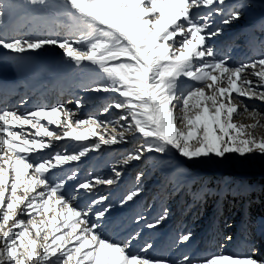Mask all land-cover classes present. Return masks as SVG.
<instances>
[{"label": "snow or ice", "instance_id": "1", "mask_svg": "<svg viewBox=\"0 0 264 264\" xmlns=\"http://www.w3.org/2000/svg\"><path fill=\"white\" fill-rule=\"evenodd\" d=\"M225 6L226 0L0 3V22L5 15L28 9L23 17L27 31L0 36V48L21 55L56 46L86 79V90L112 94L101 111L111 116L105 120L80 119L66 104L24 113L0 111V264H264L254 252L172 260L146 255L152 245L145 244L133 253L129 249L138 233L121 243L102 232L103 218L113 205L96 206L106 202V196L92 198L85 207L73 202L81 191L90 195L96 185L116 183L120 171L113 167L112 178L78 182L76 195L64 191L75 172L58 181L49 178L51 170L79 161L102 145L137 137L140 144L120 158V165L173 150L188 160L264 154V135L255 131L264 128V113L246 103L264 102V56L230 65L206 43L221 32L213 17H222L220 23L228 25L241 17L248 0H237L226 11ZM68 103L81 106L79 99ZM238 116L252 122H237ZM45 120L60 131L51 130ZM25 127L36 131L28 133ZM44 137L70 139L80 147L44 157L40 153L52 147ZM89 137L98 139L83 143ZM139 191L129 190L119 203L132 201ZM167 215L165 209L146 227H156ZM190 237L182 234L177 243Z\"/></svg>", "mask_w": 264, "mask_h": 264}, {"label": "rangeland", "instance_id": "2", "mask_svg": "<svg viewBox=\"0 0 264 264\" xmlns=\"http://www.w3.org/2000/svg\"><path fill=\"white\" fill-rule=\"evenodd\" d=\"M6 2L17 3L18 0H0V3ZM236 2L237 0H226L225 11L227 10V5H231ZM14 17H16V26L14 27L13 25L12 27H8ZM221 18L222 17L220 16L213 17L214 27H219L221 29L220 34L212 37L206 42L208 47L214 49L217 58H226L230 65H239L264 56V0H248V6L242 10L241 17L228 25L221 24ZM1 26L4 29L2 28L0 30V36L1 33L8 36L11 29L14 30L15 35L23 34L24 31H27L26 21L24 18L20 17L19 12L13 15ZM256 39L259 41L255 42ZM36 52L37 54L42 53L51 56L52 58L55 57V60L42 72H40L38 79L41 78V74L48 75L50 74L48 72L51 70L56 68H66L69 66L63 57L62 50L56 46H45L43 49L37 50ZM67 72L68 71L65 70L64 72L53 76L51 80H54L59 76H65ZM77 75V72L72 71L66 80V82L72 84L74 90H71V93L74 92V95L72 97L68 95L60 103L44 108L55 107L58 104H66L68 108L77 113V117L80 119H86L89 116H99L101 120L111 118L108 114L101 115V111L106 103L110 102L112 94L95 93L86 90L83 87V83L87 82L86 79L83 78L81 81H75L74 78H76ZM76 99L81 101L79 109L75 107V104L68 103V101H74ZM246 103L250 108L254 107L264 113V102L250 100L246 101ZM33 108L34 106H31L29 109ZM11 110L18 111L15 108H11ZM25 111H28V109H25L24 112ZM21 113H23V111ZM114 113L115 110H113V114ZM236 120L237 122L244 123L252 122L251 120L246 119L245 116H238L236 117ZM42 123L53 131H60L56 125H48L46 120L42 121ZM25 131L34 134L36 129L25 127ZM109 131H111V129H109ZM255 131L258 135H264V128H257ZM37 139H39V137H37ZM96 139H98V137H89V140L84 141L83 143L88 144L90 142H94ZM44 140L52 143L51 148L44 149L40 153V155L44 157H49L56 152L67 151L71 153L78 150L80 147L78 142L70 139L55 141L50 137H44ZM139 144L140 138L137 137L129 138L128 142L117 145H102L100 149L88 152L79 161L70 162L60 168L51 170V174L49 175L50 180L58 181L59 179H63L67 175H70L72 172H75V179L66 181L67 186L64 191L66 193L76 195V193L73 192V189L78 182L92 179L95 176L112 178L114 177V172L112 170L113 167L120 171L121 176L116 183L112 185H96L90 195H85L83 191H81L78 198L73 201L79 207H85L86 204L90 203L92 198L106 196L108 198L107 201L97 205L96 208L106 207L108 204L113 205L109 212L106 213L105 218H103L102 223L104 227L102 232L108 239L115 240L117 242L123 243L135 232L134 228H130L133 226H131V223H128L126 212L134 211L138 207H144V213L146 212L145 209L151 211L156 208L157 204L158 206L162 205V210L167 209V218L170 216L172 217L171 223H174L175 225L179 224L180 219H183V216L187 217V215L183 213L185 211H182V206H184L186 200L183 203L181 202L180 193L182 190L186 189V182L193 184L194 181H198L199 179L197 177L202 171L208 177H211L214 173L222 175L221 177L214 179V185L216 184L215 180L226 184V182L234 179L238 183H242L241 179L236 178L238 174L246 176L251 173L252 175L260 177L264 176V154L258 153L246 154L243 157L235 153H229L223 158L211 156L188 160L180 157L179 154L175 153L173 150V152L169 153L167 156L162 157L160 154L150 153L146 154L138 161H132L128 165H120L118 163L120 158L124 154L134 150ZM180 158L184 160V164L179 161ZM177 162L180 165H175ZM225 173L231 175L232 177L225 176ZM138 176L140 177L139 181L137 180ZM206 181L207 178H202V182L199 186L196 185L194 187L191 185L193 186V189H191V191L189 190L186 197H190V194L194 195V197L199 200L197 201L199 203L208 192L203 188ZM222 186L225 187V185ZM137 187L140 188L138 195L134 197L132 201L121 205L119 203L120 198L129 190H133ZM123 189L125 191L124 193H121ZM229 189L230 188H228L227 192ZM166 199L167 202H165ZM197 202H194V205H196ZM202 213L204 214L200 217V221L190 228H188L190 225V218H186L184 227L185 224H187L185 228H188L189 233H191L192 241L196 240L198 246L203 245V247H205L208 243L209 232L205 233L201 229L202 227H208L211 221L215 218L214 216L210 218L211 214L209 210H203ZM182 214L183 216L181 217ZM92 218L95 219L94 216ZM256 219L257 225L247 236L250 238L252 237V242H250V244L234 240L228 245H224L222 248H219V244L212 246L208 245L213 249V252H206L201 257L220 252L234 255H248L254 252L257 260L264 261V247L258 248V245L262 244L260 243L261 240L259 239V235H264V210L256 216ZM231 223L234 222H232L229 218L226 224L231 225ZM160 224H163V222H160ZM247 230L249 231V228H247ZM224 231H226L225 236L230 235L231 229H228L226 226ZM138 234V237L132 242L131 248L129 249L131 252L136 253L139 251L141 246L151 244L152 248L146 253V255L150 257H167L173 260L172 256L168 254H159L157 253L158 250H153L155 247L154 245H156V241L154 239L149 238V241L146 242L148 237L143 234V231H140ZM232 250H234V252H231ZM181 253L182 256H191L192 250L189 247H185L180 250V255Z\"/></svg>", "mask_w": 264, "mask_h": 264}, {"label": "trees", "instance_id": "3", "mask_svg": "<svg viewBox=\"0 0 264 264\" xmlns=\"http://www.w3.org/2000/svg\"><path fill=\"white\" fill-rule=\"evenodd\" d=\"M175 165L180 164L177 162ZM206 176L207 175L202 171L197 177L199 179L198 181H192L193 184L186 182L187 187L185 190H182L180 194L181 202L183 203L186 200L184 206H182V211H185L183 213L186 214L187 217H184L182 214L181 217L183 216V219H180L179 224H172V217L170 216L161 221L163 224L159 223L154 228H148L146 227L147 223L155 222V220L163 214L164 210H162V205L158 206L157 204L156 208L151 211L145 209L146 212L144 213V207H139L136 210V218L131 221V226L135 229L134 234L143 231L144 235L147 234L148 237L146 242L149 241V238L156 241V245H154L155 247L153 249L154 251L158 250L157 253L168 254L178 259L182 256V253L180 255V250L185 247L191 248V257H201L206 252H213V249L208 245L212 246L219 244V248H222L221 246H226L234 240L250 244V242H252V237L250 238L247 236L257 225L256 216L264 210V176L260 177L249 173L243 178L240 176L236 177L241 179L242 183H238L234 179H229L230 181L226 182V184L215 180V185L213 182L214 179L221 177L222 175L213 174L211 177ZM225 176L231 175L225 173ZM202 178H207L203 188L208 192L198 203L197 201L199 200L195 198L194 195L190 194V197L186 196L188 195L189 190L191 191V189H193V186L200 185ZM222 185H225V187ZM228 188H230L228 191L229 193L227 192ZM165 202H167V199ZM194 202H197V204L194 205ZM203 210H209L211 214L210 218H212V216L215 218L211 221L208 227H202L201 229L205 233L209 232L207 246H198L196 240L192 241L191 237L187 242L177 243L178 238L182 234L189 233L188 228L196 225L197 222L200 221V217L204 214L202 213ZM137 217H140L139 221L137 220ZM186 218H190V225L188 228H185L187 224H185L184 227ZM229 218L234 222L231 223V225L226 224ZM226 226L228 229H231V232L230 235L225 236L226 231H224V228ZM247 228H249L250 232ZM259 236V239L261 240L260 243L262 244L258 245V248H263L264 235ZM227 237H231V240H228ZM231 252H234V250Z\"/></svg>", "mask_w": 264, "mask_h": 264}, {"label": "bare ground", "instance_id": "4", "mask_svg": "<svg viewBox=\"0 0 264 264\" xmlns=\"http://www.w3.org/2000/svg\"><path fill=\"white\" fill-rule=\"evenodd\" d=\"M47 58H49V56L42 54V53L37 54V52H28L25 54L18 55V54L8 52V50L0 48V76L15 75L16 70H17L16 65L23 63V62L26 63V67H28V69L32 70L35 67L41 65ZM36 74L37 73H33L32 76L35 77ZM6 80H8V78H6ZM56 82L58 81L55 80L54 83ZM29 104H31L34 107L36 106L33 103H26L22 109L24 110L28 109V107L30 106Z\"/></svg>", "mask_w": 264, "mask_h": 264}]
</instances>
